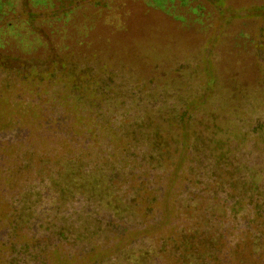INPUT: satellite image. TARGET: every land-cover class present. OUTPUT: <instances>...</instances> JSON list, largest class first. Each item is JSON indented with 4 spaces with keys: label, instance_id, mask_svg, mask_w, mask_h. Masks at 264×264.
I'll use <instances>...</instances> for the list:
<instances>
[{
    "label": "rangeland",
    "instance_id": "1",
    "mask_svg": "<svg viewBox=\"0 0 264 264\" xmlns=\"http://www.w3.org/2000/svg\"><path fill=\"white\" fill-rule=\"evenodd\" d=\"M83 68L106 84L95 106L68 79L79 82ZM163 105L189 118L185 156L166 180L140 140ZM205 142L264 187V0H0V264H151L154 254L162 264L155 251L175 244V231L161 226L158 204L149 214L157 226L139 229L143 208L128 198L142 193L133 191L141 178L170 206L186 202L188 177L224 200L214 159L195 152ZM111 170L126 176L110 181ZM212 195L190 207L214 205ZM11 234L14 252L1 246ZM220 244L214 262L207 245L183 255L189 264H264L255 233Z\"/></svg>",
    "mask_w": 264,
    "mask_h": 264
},
{
    "label": "trees",
    "instance_id": "2",
    "mask_svg": "<svg viewBox=\"0 0 264 264\" xmlns=\"http://www.w3.org/2000/svg\"><path fill=\"white\" fill-rule=\"evenodd\" d=\"M38 75L40 78L46 77L43 72H40ZM68 75V79L71 80L72 84L71 88L74 89V92L79 90V101L85 97V100L93 102L94 106V100L97 99L99 102H102L100 98L104 97L105 92L103 90L106 87V84L102 80H96V77H92L90 71L84 68L79 70V82L77 76L74 74ZM48 77L50 79L51 75L47 76V78ZM156 111L155 116L157 117L156 122L158 123H156L155 120L152 121L151 116L153 114L151 115V113H149V115H147L149 119L148 125L154 127L147 134L144 132L141 133L140 140H144V142L141 141L143 143L142 146H146L150 149V152L146 153L145 151L144 154L147 164L150 165L154 162L155 166L151 167L153 170H157L158 166H163V172L165 173L164 179L166 180L173 174L175 175V167L180 166L185 156L186 143L184 141V132L185 128L188 127L187 120L189 118L187 117L185 109H169L167 107L164 108L163 105V108L157 107ZM197 139V141L201 142L199 137H197ZM135 142L137 144L138 139ZM206 145L205 142V144H203L199 150H195V152L197 154L208 152L206 157L211 155L210 159H214L212 164L209 163V169L215 177L223 179L224 183L227 185L226 190H222V194L225 197L224 200H218L215 190L209 191L205 188V192H203L204 185L201 186L203 188H199L198 185L200 182L185 177V188L183 192L186 193V202L176 200L175 198L170 206L167 200L163 201V198H160L159 189L156 188L152 191L150 189L151 187L147 185V182H144L141 178L137 180L135 179L136 175L135 177L131 175L133 181L137 180V186L133 191L136 194L142 191L138 196L128 198V202L130 201L131 203V208L136 209L138 206H142L143 208L142 210H138L139 213L137 214V216L140 215L142 225L139 229L145 227L142 231H146V229L150 227L157 226L156 222H154V218H150L149 214L153 211L152 204H158V206H162L164 210L163 212V210L160 209L161 226H168V228L173 229L177 235V241L175 244H172L170 248H167L164 242L157 247L155 252L162 258V264H189L187 258L183 255V251L193 249V252L196 253L195 246L200 244L207 245V248H209L211 252L208 254L209 259L214 262L217 260V255H219L220 249L222 248L220 241L225 237L236 235L237 232L240 233L241 237H252L253 233H255L256 238L260 237L264 239V187L259 189L256 183L253 182L255 181V170H251V168L241 162H238L236 166L232 165L231 160L229 161L226 155L227 151H225V154H211L208 151V145ZM86 146L88 147V145ZM162 148H166V151L156 156L154 152ZM85 151L83 145L79 147V165L84 166V168H86V161L80 156V153H86ZM200 156H197L196 160H199ZM207 159L208 162H210V159ZM95 166H97V163ZM159 169L160 168H158V170ZM121 174L122 173L119 171L111 170L107 173V177L112 181L114 180L112 179L114 176L117 178ZM121 176L125 177L126 175ZM150 178L151 177L148 179ZM154 192H156V194H153ZM211 193L213 194L212 200L215 202L214 205H206L201 208H196L195 206L190 207V203L193 202L194 198L204 200L206 197L211 196ZM1 197L3 202L7 205H15L13 202L15 197L12 195L7 197L4 192H1ZM226 199L230 200L232 203L230 205H225ZM194 205H196V203H194ZM239 205H241V207ZM170 216L176 219L173 225L168 224ZM238 217L244 222L245 227L238 230L235 229V227L230 228L228 225L226 226L229 219H236ZM110 224L113 229L115 228V231H126L124 228H119L123 226L124 223H120L122 225H119V223ZM252 224H254V226L251 229ZM256 224L261 226L262 229H256ZM9 236V241L7 243H2L1 246L4 247L5 250L7 249L14 252L16 244L12 241L13 235L11 234ZM25 239L28 238L26 237ZM20 247H22V245H20ZM153 259H156L155 254L152 257L151 264H154ZM4 264H7V262Z\"/></svg>",
    "mask_w": 264,
    "mask_h": 264
}]
</instances>
